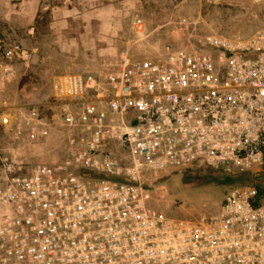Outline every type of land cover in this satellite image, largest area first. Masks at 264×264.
Returning <instances> with one entry per match:
<instances>
[{
	"label": "built area",
	"instance_id": "1",
	"mask_svg": "<svg viewBox=\"0 0 264 264\" xmlns=\"http://www.w3.org/2000/svg\"><path fill=\"white\" fill-rule=\"evenodd\" d=\"M134 31L145 33L142 20ZM14 48L6 58L26 62ZM14 75L0 63V83ZM104 76L58 78L51 122L67 129L62 159L2 160L0 264H264L255 186L264 175V30L148 58L122 53ZM23 124L36 139L38 108L18 133ZM167 167L250 173L253 183L234 185L217 212L172 218L150 207L145 180Z\"/></svg>",
	"mask_w": 264,
	"mask_h": 264
},
{
	"label": "rangeland",
	"instance_id": "2",
	"mask_svg": "<svg viewBox=\"0 0 264 264\" xmlns=\"http://www.w3.org/2000/svg\"><path fill=\"white\" fill-rule=\"evenodd\" d=\"M77 1L54 2L76 7L77 23L90 20L96 43L71 53L64 50L63 39L50 31L52 18L47 11L40 13L38 20L40 36L32 39L23 33L25 24L20 18L13 21L15 31L10 30L0 9V63H9L15 72L9 84L0 83V99L6 103L0 109V165L5 158L26 166L57 161L51 147L56 148L60 141L52 135L66 129L51 122L53 84L59 75L112 69L122 53L135 59L148 58L160 55L166 46L193 47L208 36L248 38L264 30V0H93L87 4L89 11L84 18H79L84 7ZM138 19L145 25L143 34L134 31ZM101 37L106 45L100 43ZM14 47L29 52L26 62L16 53L11 60L6 58ZM33 106L43 118L34 140L28 137L25 124L22 133L17 131ZM145 176L150 207L172 218H189L196 211L217 212L228 191L241 182L239 175L231 177L208 168L178 171L167 167L156 177L148 172ZM256 180L263 184L264 175Z\"/></svg>",
	"mask_w": 264,
	"mask_h": 264
},
{
	"label": "crops",
	"instance_id": "3",
	"mask_svg": "<svg viewBox=\"0 0 264 264\" xmlns=\"http://www.w3.org/2000/svg\"><path fill=\"white\" fill-rule=\"evenodd\" d=\"M0 0V9L3 12L4 19H6L7 27L10 30L15 31V27L13 24V21L16 18H20L22 22L25 24L23 33L29 37L34 39L35 37L40 36V28H38V20L40 18V13L48 12L51 14V22L49 24L50 31L52 34H55L58 38H62L61 44L64 46V50L68 53L76 52L79 48L82 49L84 46H92L96 43V40L92 37V27L90 23V20H84L80 21V23H77L74 18V13L76 12V7L70 6L69 4H66L65 2H60L58 4H55V0ZM93 0H78L79 4H81L84 8L82 9L81 17L84 18L89 11L86 9V6L88 3L92 2ZM104 21L107 18H103ZM8 29V30H9ZM111 28L108 29V34L110 33ZM102 38V37H101ZM103 45H106V42L104 38H102V41L100 42ZM25 51V50H24ZM27 52V51H26ZM29 54V52H27ZM111 60V58L109 59ZM117 62V59H116ZM115 62V63H116ZM117 64V63H116ZM115 64V65H116ZM26 65H28L26 63ZM113 69V68H112ZM112 69H101L97 71L96 73L89 72L88 74H81V73H67L64 75H59V77H56L53 84V94H54V102L58 101L60 102L55 93V85L58 80V78L67 76V75H83V76H91L99 80V82L105 84V76L107 72L111 71ZM9 84V82H8ZM7 85V84H6ZM107 95V93L102 94ZM66 100V99H65ZM54 104V103H53ZM55 110V106L53 107ZM55 110L52 115V119L55 117ZM56 124H60L58 121V118L56 117ZM61 126V124H60ZM66 134L67 129H64V132L62 134H56L54 133L52 136H55L53 139L55 141H60V144L54 148L51 147V150L53 151L52 155L58 156V159L60 157H63L66 150ZM51 139V141H53ZM44 152H47L46 145L43 144L42 146ZM57 159V160H58ZM43 160V159H42ZM44 161V160H43ZM44 163V162H43ZM46 164V163H45Z\"/></svg>",
	"mask_w": 264,
	"mask_h": 264
},
{
	"label": "trees",
	"instance_id": "4",
	"mask_svg": "<svg viewBox=\"0 0 264 264\" xmlns=\"http://www.w3.org/2000/svg\"><path fill=\"white\" fill-rule=\"evenodd\" d=\"M239 178L242 183H253V179L250 173L241 174ZM255 186L258 191L257 202H259L261 198H264V183H256Z\"/></svg>",
	"mask_w": 264,
	"mask_h": 264
},
{
	"label": "water",
	"instance_id": "5",
	"mask_svg": "<svg viewBox=\"0 0 264 264\" xmlns=\"http://www.w3.org/2000/svg\"><path fill=\"white\" fill-rule=\"evenodd\" d=\"M5 122H6L7 124H9V121H8V120H6Z\"/></svg>",
	"mask_w": 264,
	"mask_h": 264
}]
</instances>
